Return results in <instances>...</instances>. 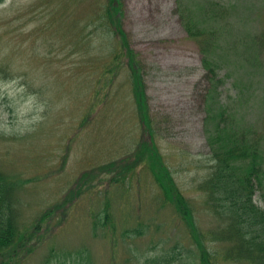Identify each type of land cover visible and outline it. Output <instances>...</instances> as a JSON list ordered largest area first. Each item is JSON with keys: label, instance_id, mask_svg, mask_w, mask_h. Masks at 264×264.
I'll list each match as a JSON object with an SVG mask.
<instances>
[{"label": "rangeland", "instance_id": "rangeland-1", "mask_svg": "<svg viewBox=\"0 0 264 264\" xmlns=\"http://www.w3.org/2000/svg\"><path fill=\"white\" fill-rule=\"evenodd\" d=\"M104 1L6 0L0 5V66L8 75L0 74V169L23 181L19 222L28 247L33 246L21 264H157L178 246L185 256L170 264H196L197 245L172 209L157 201L160 191L150 173L143 167L130 172L123 181L133 179L126 194L112 186L116 164L126 166L135 158L141 131L126 74L117 73L103 86L91 63L102 62L107 52L104 37L91 44L87 35L99 26L93 12ZM219 1L230 7L225 19L198 17L200 23L221 21L222 33L230 29L222 34L219 26L214 59L221 74L232 73L220 87L221 97L248 135L260 133L264 148V68H253L243 55L245 39L262 31L264 36V0ZM121 2L122 23L142 63L155 141L194 204L199 228L207 230L214 221L195 190L208 167L202 54L188 37L175 0ZM243 87L248 91L235 96ZM104 190L113 193L112 227L94 229L92 222L104 218ZM63 199L65 209L56 207L46 216Z\"/></svg>", "mask_w": 264, "mask_h": 264}, {"label": "trees", "instance_id": "trees-1", "mask_svg": "<svg viewBox=\"0 0 264 264\" xmlns=\"http://www.w3.org/2000/svg\"><path fill=\"white\" fill-rule=\"evenodd\" d=\"M5 1L0 0V5ZM181 1L175 0L179 17L182 18L188 37L196 42L202 54L204 69L202 80L207 84L204 124L207 135L208 167L200 174L201 179L195 190L200 192L198 196L214 224L204 231L199 228L194 204L182 192L171 169L162 159V153L155 141L157 128L148 113L142 63L138 54L132 49L129 34L122 23L121 0L101 2L93 12V21H98L99 26L87 32L91 44L95 38L101 36L104 37L102 39L104 42L101 44L103 47L106 45L107 48V52L100 56L102 62L96 63V60H91L99 71L97 83L106 86L108 82L114 80L117 73L124 72L128 84L134 87L135 92L132 100L141 136L135 146L133 154L135 158L126 166L116 164L118 171L113 178V186L128 188L133 179L128 177L131 179L128 183L123 181L130 172L138 173L142 167L144 172L150 173L157 190L160 191L157 201H160L161 206L172 209L174 216L186 226L188 237L197 245L199 254L196 264H264V148L260 146V133L253 131V135H248L250 131L245 129L247 126L238 125L232 108L221 97L220 87L232 77V73L228 71L231 69L221 74L220 65L214 60L219 54L217 52L219 26L222 33L224 24L221 21L200 23L201 19L198 17V13H201L207 17H214L215 20L225 19L224 16L230 7L219 0H196L195 5L192 0H184L180 8ZM229 30L226 28L223 33ZM256 37L251 41L245 39L243 55L245 58L247 54L245 59L251 62L253 68L262 69L264 68L263 31L256 33ZM81 39L87 42V37L82 36ZM91 50L93 48L89 53ZM0 74L2 77H8L4 66H0ZM16 74L17 70L13 75ZM24 79L28 85L27 78ZM244 88H240L235 96L239 97L244 91H248ZM95 95H98L96 90ZM93 109L94 102L91 107L87 106L86 116H89ZM40 126L42 125H39L36 132L41 129ZM22 185L23 181L19 177L8 175L0 169V264H14L18 259L17 264H21V260L25 257L23 255L29 253L33 247H28L30 244L26 242L29 237L22 232L19 222V190ZM65 203L66 200L63 199L53 204L46 210V216L56 207L57 211L65 209V207L61 209ZM108 207L109 205L106 204L102 210L103 221L97 218L92 222L94 229L99 225L104 227L105 224L109 228L112 227V223L108 221L112 215ZM65 214L64 211L62 218ZM42 218L41 216L40 220ZM182 250H184L182 246L171 249L164 258L158 257L156 263L170 264L171 259L178 256L183 258L185 255L181 253ZM131 257L138 260L137 255L134 257L133 254Z\"/></svg>", "mask_w": 264, "mask_h": 264}, {"label": "bare ground", "instance_id": "bare-ground-1", "mask_svg": "<svg viewBox=\"0 0 264 264\" xmlns=\"http://www.w3.org/2000/svg\"><path fill=\"white\" fill-rule=\"evenodd\" d=\"M111 180V179H110ZM109 180V181H110ZM112 182H113V178H112ZM113 186V185H112ZM128 188H126V187H124L123 189H122V191H121V195H123V194H126L127 192H126V190H127ZM102 195L104 196V201H105V203H104V208H105V206H106V204H108L109 205V211H110V213L112 214V211H111V204H110V200L109 199H111L112 198V195H113V193L111 192V193H108V190H104L103 192H102Z\"/></svg>", "mask_w": 264, "mask_h": 264}]
</instances>
